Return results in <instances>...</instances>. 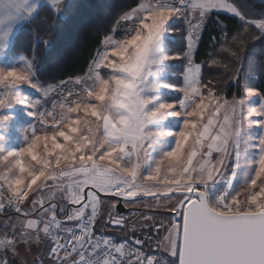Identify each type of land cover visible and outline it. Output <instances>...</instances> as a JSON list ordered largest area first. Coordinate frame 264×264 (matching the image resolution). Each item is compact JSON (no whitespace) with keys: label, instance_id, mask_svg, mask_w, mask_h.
Segmentation results:
<instances>
[{"label":"snow or ice","instance_id":"obj_1","mask_svg":"<svg viewBox=\"0 0 264 264\" xmlns=\"http://www.w3.org/2000/svg\"><path fill=\"white\" fill-rule=\"evenodd\" d=\"M67 7L0 0V264H264V90L229 99L195 60L215 16L208 66L239 81L248 43L264 44V12L247 0H136L82 75L42 81L37 47L19 52V34ZM221 14L238 22L231 36ZM177 31L186 48L173 53ZM178 60L180 87L169 82ZM136 204L170 218L131 223L118 208Z\"/></svg>","mask_w":264,"mask_h":264},{"label":"trees","instance_id":"obj_2","mask_svg":"<svg viewBox=\"0 0 264 264\" xmlns=\"http://www.w3.org/2000/svg\"><path fill=\"white\" fill-rule=\"evenodd\" d=\"M254 8V14L264 12V0H247ZM136 0H70L65 18L53 25L55 19L49 13L41 14V18L24 29L18 38L19 52L29 54L34 45L37 47L38 75L42 81L57 82L69 76L82 75L88 67L103 35L109 33L117 16ZM220 19L228 24L229 36L238 28V22L224 14ZM175 27L182 28V22ZM253 31H255L253 29ZM46 39L48 45L36 43V38ZM212 37L220 38V27L213 16L202 33L197 46L195 60L203 63V76L224 80V91L230 99L233 94L243 96L245 88H258L264 90V44L260 41H251L244 52V66L239 81H229L224 78L221 69L209 67L210 54L219 50V44L214 43ZM170 50L181 52L186 48L185 33L174 32L169 37ZM185 61H174L171 69L170 83L177 87L182 85L180 73L183 71ZM178 93L170 91L169 95L175 97Z\"/></svg>","mask_w":264,"mask_h":264},{"label":"rangeland","instance_id":"obj_3","mask_svg":"<svg viewBox=\"0 0 264 264\" xmlns=\"http://www.w3.org/2000/svg\"><path fill=\"white\" fill-rule=\"evenodd\" d=\"M117 36V38H119L120 32H117L115 34ZM29 89V88H28ZM32 90V89H31ZM35 95L33 94V92L29 93V95L35 97L38 96L39 94L36 93L34 90H32ZM243 95H245V90ZM259 97H255V96H251L248 97L246 102H245V111H247L248 105L251 102L253 105L257 104L259 102ZM253 119H257V117H253ZM245 133H251L253 136H256L260 133L261 129L259 128V126L253 124L249 127L247 121H245ZM243 148V145H242ZM129 212L127 214H125L124 216L129 218V221L131 223H141V214L142 213H147V214H152L153 212H156L157 214V222L161 219L167 221V219L170 218L169 214L166 213L163 208H160L159 210L156 209H149L143 206V204H136V205H130L129 207ZM133 213H136L135 215H133ZM110 234L114 235L116 237L117 240L122 239V233L121 232H117V231H113L112 229H109ZM137 235H139V233H137ZM165 259H167V257H164Z\"/></svg>","mask_w":264,"mask_h":264},{"label":"water","instance_id":"obj_4","mask_svg":"<svg viewBox=\"0 0 264 264\" xmlns=\"http://www.w3.org/2000/svg\"><path fill=\"white\" fill-rule=\"evenodd\" d=\"M118 211H119L121 214L125 215V214H127V213L129 212V208L120 207V208H118Z\"/></svg>","mask_w":264,"mask_h":264},{"label":"crops","instance_id":"obj_5","mask_svg":"<svg viewBox=\"0 0 264 264\" xmlns=\"http://www.w3.org/2000/svg\"><path fill=\"white\" fill-rule=\"evenodd\" d=\"M69 1H70V0H65V3L68 4ZM25 91L28 92V94L31 93V92H33L30 88H29V89L26 88ZM33 94L35 95L34 92H33Z\"/></svg>","mask_w":264,"mask_h":264}]
</instances>
